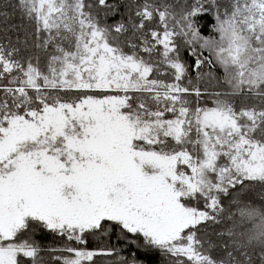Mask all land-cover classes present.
Listing matches in <instances>:
<instances>
[{
  "label": "snow or ice",
  "instance_id": "snow-or-ice-1",
  "mask_svg": "<svg viewBox=\"0 0 264 264\" xmlns=\"http://www.w3.org/2000/svg\"><path fill=\"white\" fill-rule=\"evenodd\" d=\"M150 257L264 264V0H0V264Z\"/></svg>",
  "mask_w": 264,
  "mask_h": 264
},
{
  "label": "trees",
  "instance_id": "trees-1",
  "mask_svg": "<svg viewBox=\"0 0 264 264\" xmlns=\"http://www.w3.org/2000/svg\"><path fill=\"white\" fill-rule=\"evenodd\" d=\"M206 23L210 26V24H211V19L208 18V20L206 21ZM207 30H208V29H206V32H207ZM37 238H38V240H40L42 243H45V244H48V245H51V244L53 243V239H52L51 236H38ZM149 260H150V264H154V262H155V258L150 257Z\"/></svg>",
  "mask_w": 264,
  "mask_h": 264
}]
</instances>
